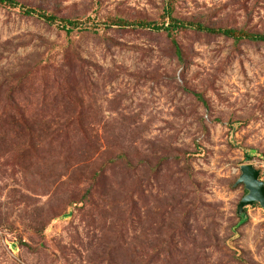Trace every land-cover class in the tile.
<instances>
[{"label":"rangeland","instance_id":"rangeland-1","mask_svg":"<svg viewBox=\"0 0 264 264\" xmlns=\"http://www.w3.org/2000/svg\"><path fill=\"white\" fill-rule=\"evenodd\" d=\"M16 1L0 5V264H264V209L239 217L236 185L247 164L264 182V43L135 25L167 27L170 4L264 34V0Z\"/></svg>","mask_w":264,"mask_h":264},{"label":"trees","instance_id":"trees-1","mask_svg":"<svg viewBox=\"0 0 264 264\" xmlns=\"http://www.w3.org/2000/svg\"><path fill=\"white\" fill-rule=\"evenodd\" d=\"M0 5H6V6H12V7H17L19 6V3L16 0H0ZM23 8V7H22ZM24 14L27 16H39L40 18L46 20L48 23H55L57 21V18L53 15H47L46 13L36 10V9H31V8H23ZM173 10L171 9V5L168 4L167 6V14L170 18V24L165 27H158L153 24H144V23H135V25H138L139 27L143 28H153L157 31H165L169 37L173 36L174 32H177L179 30H185L189 28H194L198 31L201 32H206L209 34H214V35H220L224 36L227 38L234 39L235 41H241V40H248L251 42H256V43H264V34H255V33H248L243 30H235V29H215V28H209L205 27L201 24H195V23H186L184 21L178 20L172 16ZM67 25H70L72 27L77 26L75 22L71 21H66ZM118 25H126L128 24L125 21L120 20ZM174 45L176 46L177 53L180 55V49L179 46L176 42V40H173ZM197 98L199 100H202L200 95H197ZM248 158H251V155L247 154Z\"/></svg>","mask_w":264,"mask_h":264},{"label":"water","instance_id":"water-1","mask_svg":"<svg viewBox=\"0 0 264 264\" xmlns=\"http://www.w3.org/2000/svg\"><path fill=\"white\" fill-rule=\"evenodd\" d=\"M260 175V171L251 164L241 167V176L236 185H243L247 191L237 210L238 216L242 219H246L248 207L259 204L264 209V182L260 180Z\"/></svg>","mask_w":264,"mask_h":264}]
</instances>
